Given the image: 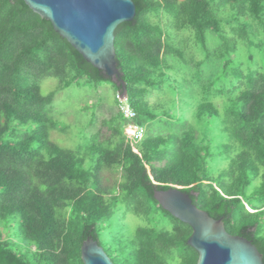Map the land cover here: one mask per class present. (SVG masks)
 I'll list each match as a JSON object with an SVG mask.
<instances>
[{
  "label": "trees",
  "instance_id": "trees-1",
  "mask_svg": "<svg viewBox=\"0 0 264 264\" xmlns=\"http://www.w3.org/2000/svg\"><path fill=\"white\" fill-rule=\"evenodd\" d=\"M133 1L110 79L22 0H0V264H84L88 238L114 264H197L191 227L154 199L172 187L264 257V0ZM44 78L58 81L47 95ZM101 83L119 112L75 149L52 142L67 129L51 117L56 94ZM129 123L145 128L139 142Z\"/></svg>",
  "mask_w": 264,
  "mask_h": 264
},
{
  "label": "water",
  "instance_id": "water-1",
  "mask_svg": "<svg viewBox=\"0 0 264 264\" xmlns=\"http://www.w3.org/2000/svg\"><path fill=\"white\" fill-rule=\"evenodd\" d=\"M49 22L83 59L110 79L120 77L115 46L116 30L132 22L137 14L133 0H22ZM120 99H127L123 86ZM154 199L182 223L192 235L188 245L199 254L197 264H264L263 254L247 238L230 234L223 219H215L197 207L180 187L155 190ZM84 264H114L93 238L82 245Z\"/></svg>",
  "mask_w": 264,
  "mask_h": 264
},
{
  "label": "rangeland",
  "instance_id": "rangeland-1",
  "mask_svg": "<svg viewBox=\"0 0 264 264\" xmlns=\"http://www.w3.org/2000/svg\"><path fill=\"white\" fill-rule=\"evenodd\" d=\"M208 38H211L209 43L210 48L214 49L218 45V40L214 36L212 37L210 33H208ZM240 56L247 57L246 51H242ZM257 64L261 65L260 59L257 60ZM210 65L207 63V65L202 67V70L205 73L206 71H214V68ZM188 71H194V68H190ZM189 73L192 72H188V75ZM57 86V79L44 78L40 84L41 93L47 95L54 91ZM189 87L192 89L191 84ZM118 112V102L115 98V91L111 83H101L96 86L73 84L69 88L58 92L52 103V119L59 126L67 129L65 132L59 130L50 131V139L63 148L75 149L86 134L88 135V133H94L101 129L102 121L109 119ZM150 131L154 134H162L167 132V127L156 124ZM137 144L139 146V143ZM108 176L111 178V182H113L114 176H112V173L108 174ZM258 184L259 182L256 181L254 185ZM250 204L253 207L254 203L250 202ZM249 210L254 212L251 208ZM133 220V216H128L130 224L136 226L138 222L133 224L131 223Z\"/></svg>",
  "mask_w": 264,
  "mask_h": 264
},
{
  "label": "built area",
  "instance_id": "built-area-1",
  "mask_svg": "<svg viewBox=\"0 0 264 264\" xmlns=\"http://www.w3.org/2000/svg\"><path fill=\"white\" fill-rule=\"evenodd\" d=\"M120 110L126 119L133 120L136 117V113L132 110L126 100H123L120 104ZM128 139L131 142H139L145 135V128L139 127L134 123H129L126 128Z\"/></svg>",
  "mask_w": 264,
  "mask_h": 264
},
{
  "label": "clouds",
  "instance_id": "clouds-1",
  "mask_svg": "<svg viewBox=\"0 0 264 264\" xmlns=\"http://www.w3.org/2000/svg\"><path fill=\"white\" fill-rule=\"evenodd\" d=\"M119 99H120V95H119ZM123 100H126V99H123ZM123 100L120 99V103H121V101H123ZM128 125H129V124H128ZM128 125H127V127H128ZM127 127H126V128H127ZM125 132H126V129H125ZM126 135H127V133H126ZM127 136H128V135H127ZM128 140H129V139H128ZM129 141H130V140H129ZM132 143H133V142H132ZM134 143H136V142H134Z\"/></svg>",
  "mask_w": 264,
  "mask_h": 264
}]
</instances>
